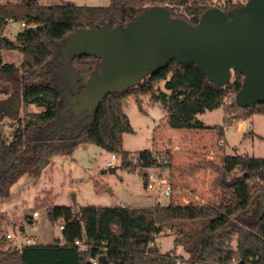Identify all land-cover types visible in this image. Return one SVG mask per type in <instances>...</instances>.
<instances>
[{
	"label": "trees",
	"instance_id": "1",
	"mask_svg": "<svg viewBox=\"0 0 264 264\" xmlns=\"http://www.w3.org/2000/svg\"><path fill=\"white\" fill-rule=\"evenodd\" d=\"M245 1L224 0L219 5L214 0H111L108 6L43 5L37 0H21L13 6L0 3V95H4L0 98V123L5 119L17 122L11 139L0 138V202L10 196L11 187L22 175L54 156L73 153L83 143L118 154L122 166L131 171L159 166L152 149L140 151L143 164L137 165L129 158L131 153L124 150V135L134 132L124 111L128 97H134L141 106V96L154 95L155 86L163 82L166 91L155 97L166 109L171 127L211 129L197 115L223 107L228 90L236 94L242 87L244 77L239 73L226 86H217L195 64L175 60L147 74L126 92L110 94L93 114L81 118L65 94L72 93L68 72L76 70L82 89L88 78L101 70V61L96 56L65 58L68 34L81 27L98 29L106 23L123 28L154 5L167 6L171 16L197 24L212 7L229 12ZM10 19H27L39 27L24 28L12 39L5 34ZM4 49L22 52L21 65L5 62L1 52ZM31 105L40 110L30 111ZM227 110V117L232 115L241 121L264 114V103L242 108L234 102ZM162 167H175L173 154ZM201 167L218 174L215 184L221 194L214 202L187 206H85L79 210L80 215L70 207H50L51 220L63 221L64 241L0 248V264H93V259L103 255L107 257L106 264H264V199L256 201L254 184L255 179L264 180V157L229 154L220 162H198L183 170ZM232 180L233 185L226 184ZM197 220L202 227L196 233L179 226ZM174 225L183 235L175 244L188 239L184 243L188 260L175 251L162 254L156 246L148 247L166 227ZM76 240L87 248L82 250Z\"/></svg>",
	"mask_w": 264,
	"mask_h": 264
},
{
	"label": "rangeland",
	"instance_id": "2",
	"mask_svg": "<svg viewBox=\"0 0 264 264\" xmlns=\"http://www.w3.org/2000/svg\"><path fill=\"white\" fill-rule=\"evenodd\" d=\"M43 5H57L71 3L76 5L108 6L111 0H37ZM245 1V0H233ZM247 1V0H246ZM245 1V2H246ZM224 0H214L215 4H223ZM0 3L16 5L21 0H0ZM28 23L33 21L27 20ZM24 27L21 21L9 22L5 34L15 39ZM5 62L21 65L24 55L19 50H2ZM68 58V57H67ZM70 71V70H69ZM236 73H233L234 80ZM69 82L70 73L68 72ZM71 84V82H70ZM166 91L164 83L155 86L154 95L141 96V106L134 97H128L124 102V111L128 115L134 132L124 135V150L139 156L144 149H153L162 153H173V168L161 167L164 174L173 185L170 199L148 192L145 189L146 172L139 168L131 171L122 166L121 157L116 161L118 169L115 173H102L107 169V162L111 153L95 144H80L73 153L61 154L46 160L40 166L22 175L11 187L10 196L0 202L3 219L0 221V248H22L29 243H54L57 239L64 241L61 225L63 221H52L48 212L50 207H70L78 212L85 206H117L127 204L132 207H150L157 204V199H163L166 204L179 205H206L218 200L221 188L215 184L218 174L211 168L201 167L196 170L188 169L191 164L198 162H220L226 155L225 143L219 140L220 124L224 123V113L230 114L227 106L215 110H208L197 115L211 129H192L194 139H187L189 129L173 128L166 117V109L155 95ZM70 94V91H65ZM4 95H0V98ZM30 111H39L35 105L29 107ZM225 111V112H224ZM232 116V115H231ZM226 116V123L232 117ZM23 118V114H22ZM17 122L5 119L0 123V138L11 139ZM215 127V128H214ZM223 128V126H221ZM251 135L239 143L235 154L249 155L251 157H264V114L251 116ZM214 130H218L217 132ZM191 138V137H190ZM229 142L235 138L228 134ZM196 140V143H194ZM189 143V144H188ZM191 144V145H190ZM184 169V170H183ZM158 172V170H155ZM255 198L260 201L263 197L264 180L255 179ZM262 188V189H261ZM39 214L34 215L35 212ZM202 222L188 221L179 225L188 232L196 233L201 229ZM8 234L12 238H8ZM183 237L176 225L169 226L159 234L156 247L162 254L173 252L188 260L184 243L188 239L175 244V240ZM233 245L236 246V237ZM112 264V263H111Z\"/></svg>",
	"mask_w": 264,
	"mask_h": 264
},
{
	"label": "water",
	"instance_id": "3",
	"mask_svg": "<svg viewBox=\"0 0 264 264\" xmlns=\"http://www.w3.org/2000/svg\"><path fill=\"white\" fill-rule=\"evenodd\" d=\"M66 41L65 58L96 56L101 61V70L82 89L76 70L69 71L72 93L67 97L81 118L93 114L110 94L126 92L175 60L195 64L217 86H226L239 73L244 78L236 103L242 108L264 103V0H247L229 12L212 7L197 24L171 16L167 6L154 5L123 28L108 23L98 29L81 27ZM100 262L106 264L107 257Z\"/></svg>",
	"mask_w": 264,
	"mask_h": 264
},
{
	"label": "built area",
	"instance_id": "4",
	"mask_svg": "<svg viewBox=\"0 0 264 264\" xmlns=\"http://www.w3.org/2000/svg\"><path fill=\"white\" fill-rule=\"evenodd\" d=\"M10 22H14L15 20L10 19ZM21 26L24 28H37L39 27V24L36 22L33 23H28V21L24 20L21 21ZM235 96L236 94H233L232 91L228 90L227 95L224 99V104L225 105H231L232 103L236 102L235 100ZM219 143L222 145L224 143V140L221 138L219 140ZM154 153V158L157 160V162L160 164L159 166H155V167H149V168H144L143 171L146 170H150L147 171L145 176H146V182H145V189L148 192H152L157 194V196H164V200L166 199H170V197L172 196V192H173V185L171 183V181L169 180V178L164 174V172L162 171L161 167L162 165H166L170 162V157L171 154H173L170 151H164L162 153L153 151ZM119 155L116 153H112L111 154V158L110 160L107 162V168H112L116 166V161L118 160ZM129 158L133 161V163L135 165L137 164H143V161L140 160V157L131 153ZM141 169V168H139ZM155 170H158V172H156ZM163 199H157V204H162L165 205L166 203L164 202ZM39 213L36 211L34 213L35 216H37ZM64 226L61 225V229L63 230ZM8 238H12L11 234L7 235ZM75 244L80 246V248L82 250L86 249V245L81 241V240H76ZM156 246L155 241H152L149 243V248H153ZM93 264H99L100 263V258L98 259H93L92 260Z\"/></svg>",
	"mask_w": 264,
	"mask_h": 264
},
{
	"label": "crops",
	"instance_id": "5",
	"mask_svg": "<svg viewBox=\"0 0 264 264\" xmlns=\"http://www.w3.org/2000/svg\"><path fill=\"white\" fill-rule=\"evenodd\" d=\"M222 108H224V107H222ZM227 115H228V113L225 112L223 115L224 123L223 124L221 123L219 126H220V129H222L220 131V133H221L222 139L224 140V143H225V150L224 151H225L226 155H229V154H235L234 152H238L239 143L244 142L252 133H251L250 128H249L250 124H251V117L249 119L241 120V121H238V120H235L232 118L225 125ZM252 116H254V115H252ZM221 126H223V128H221ZM191 130L192 129H189V133L187 134V137H188L187 139L193 140L194 136L191 135ZM215 131L217 132L218 130H214V132ZM229 133H232L234 138H235L233 141H231V143L229 142V138H228ZM194 143H196V140H194ZM152 150L154 151V148ZM122 205L128 206L127 204H122ZM29 244H37V243H29ZM29 244H25V245H29ZM38 244H47V243H38Z\"/></svg>",
	"mask_w": 264,
	"mask_h": 264
}]
</instances>
